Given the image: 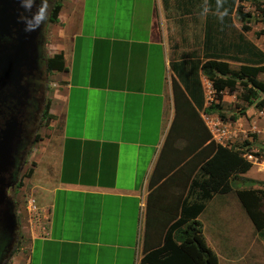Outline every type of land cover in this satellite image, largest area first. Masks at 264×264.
Instances as JSON below:
<instances>
[{
    "label": "crops",
    "instance_id": "obj_1",
    "mask_svg": "<svg viewBox=\"0 0 264 264\" xmlns=\"http://www.w3.org/2000/svg\"><path fill=\"white\" fill-rule=\"evenodd\" d=\"M212 14L209 0H61L46 39L63 70L26 158L32 173L16 204L29 199L31 220L20 221L29 236L9 264H140L163 246L220 145L206 120L213 85L200 75L202 98L191 95L172 67L204 60ZM182 227L170 231L177 245Z\"/></svg>",
    "mask_w": 264,
    "mask_h": 264
},
{
    "label": "trees",
    "instance_id": "obj_2",
    "mask_svg": "<svg viewBox=\"0 0 264 264\" xmlns=\"http://www.w3.org/2000/svg\"><path fill=\"white\" fill-rule=\"evenodd\" d=\"M209 4L213 14L209 15L205 23L202 49L204 60L195 59L173 64L175 75L180 84H184L187 91H191V95L193 89L198 90L200 98H202L200 86V75H202L213 85L214 99L219 102L223 92L237 91L240 88L238 98L241 104L247 107L253 106L261 111L264 108V82L258 77L264 75V53L246 40L243 33H237L235 40L226 39L225 29L227 25H231V14L239 15L240 13L236 0H221L222 6L219 8L217 0H209ZM59 8L60 3H57L52 22L56 21ZM224 9H227V15L221 22L218 16ZM243 17L250 16L246 14ZM213 18L216 20L214 21ZM249 30V26H241L242 32ZM228 61L239 63V67L229 70ZM49 70L55 72L63 70L61 55L50 58ZM173 84H177L176 81ZM208 110L218 114L220 108L213 103ZM239 114H245L243 106H240ZM36 138L38 139V135ZM244 144L249 143L244 141ZM214 148L213 157L201 166L199 179L191 182L189 191L195 196L196 201L184 202L182 218L176 220L171 228L183 226L178 236L179 245L173 241L172 232H170L172 230L169 228L164 237L163 246L146 254L140 264H217V258L206 245L196 218L204 210L205 202L212 196L229 194L231 182L237 180L239 175L245 174L252 164L236 148L216 144ZM261 155L264 157V152ZM31 173L32 171L28 170L23 174L18 183L19 188L23 186L22 179L30 177ZM236 195L255 228L258 238L264 239V213L260 211L261 199L253 190H240L236 192Z\"/></svg>",
    "mask_w": 264,
    "mask_h": 264
},
{
    "label": "rangeland",
    "instance_id": "obj_3",
    "mask_svg": "<svg viewBox=\"0 0 264 264\" xmlns=\"http://www.w3.org/2000/svg\"><path fill=\"white\" fill-rule=\"evenodd\" d=\"M236 6L240 13L239 15L231 14V25H227L225 29L226 39L235 40L237 33H243L246 40L264 53V0H236ZM246 14L250 17H243ZM243 25L249 26L250 30L242 32ZM194 27L193 30L200 36L203 24H196ZM238 67L239 63L228 61L229 70H235ZM258 78L264 82L263 74ZM52 83L53 75L50 77L49 92ZM223 94L221 101L215 102L220 108L215 117L227 127L229 132L224 144L242 152L252 166L243 177H238L231 182V192L228 195L218 196L209 202L198 220L203 228L205 242L217 258V264H264V239L258 238L255 228L236 195V192L240 190L255 191L261 199L260 211L264 213V157L261 155L264 152V108L259 111L253 106L247 107L241 104L238 98L240 88ZM240 106L245 108L244 115L239 114ZM47 116L43 118L42 126H47L51 121L50 116ZM244 141L249 144L245 145ZM27 171L24 168V173ZM23 180L26 181V179ZM29 193V190H25L24 196H28ZM28 200L23 197L17 201V204L15 203L16 212L18 205L21 206L19 208L21 213H16L19 222L22 216L31 220L32 214L29 211ZM26 207L27 211L24 215ZM37 218L39 219V213L35 215V221L31 222L30 227L33 231L39 230L40 220L38 223ZM41 224H44L43 217ZM213 227L217 228V232ZM22 228L23 225L19 223L20 231ZM24 233L21 232L19 235L17 250L27 241L26 236L29 235Z\"/></svg>",
    "mask_w": 264,
    "mask_h": 264
},
{
    "label": "flooded vegetation",
    "instance_id": "obj_4",
    "mask_svg": "<svg viewBox=\"0 0 264 264\" xmlns=\"http://www.w3.org/2000/svg\"><path fill=\"white\" fill-rule=\"evenodd\" d=\"M0 2L1 10L7 8L9 14L17 16L11 21L3 18L6 27L0 30V54L5 57L6 76L0 86V127L16 117L21 128L13 151V165L6 175L13 184L7 190V200L12 203L16 227L13 233L0 228V264H7L17 249L21 233L15 211L20 189L18 183L24 173L26 158L37 140V131L46 115L50 77L55 72L49 70V61L53 56L49 55L46 35L48 25L52 23L53 11L57 3L61 6V0H46V23L33 31H25L21 17L30 18L40 7V0H35L31 11H25L20 0Z\"/></svg>",
    "mask_w": 264,
    "mask_h": 264
},
{
    "label": "water",
    "instance_id": "obj_5",
    "mask_svg": "<svg viewBox=\"0 0 264 264\" xmlns=\"http://www.w3.org/2000/svg\"><path fill=\"white\" fill-rule=\"evenodd\" d=\"M6 9L1 10L0 8V30L6 27L5 19L11 21L17 17L15 14H9ZM4 60L5 57L0 54V86L6 78ZM31 64H33V61H31ZM20 132V124L16 117L6 121L3 127H0V228L7 230L9 233H13L16 227V218L11 202L8 201L7 197V190L13 184L6 175L9 174L13 165V151Z\"/></svg>",
    "mask_w": 264,
    "mask_h": 264
},
{
    "label": "clouds",
    "instance_id": "obj_6",
    "mask_svg": "<svg viewBox=\"0 0 264 264\" xmlns=\"http://www.w3.org/2000/svg\"><path fill=\"white\" fill-rule=\"evenodd\" d=\"M20 2H21V7H23L25 9V11H31V9H32V7H33V5L35 3V0H20ZM221 6H222L221 5V0H217V7L219 8ZM225 15H227V9H224V11L222 13H220V15L218 16V20L222 22L223 21V17ZM21 20L25 24V31H33L36 28L40 27L42 24L46 23V0H40V7H38L36 9V11L32 14V16L30 18L22 16ZM217 143L220 144L221 146H226L224 144L225 142L222 143V142H218L217 141ZM11 205H12V203H11ZM16 251H17V249L14 251V253ZM7 264H8V262H7Z\"/></svg>",
    "mask_w": 264,
    "mask_h": 264
},
{
    "label": "built area",
    "instance_id": "obj_7",
    "mask_svg": "<svg viewBox=\"0 0 264 264\" xmlns=\"http://www.w3.org/2000/svg\"><path fill=\"white\" fill-rule=\"evenodd\" d=\"M206 120H207V124L213 130L215 140L222 143L226 141L229 135L227 127L225 125H222L220 120L216 117L212 119L207 118Z\"/></svg>",
    "mask_w": 264,
    "mask_h": 264
}]
</instances>
